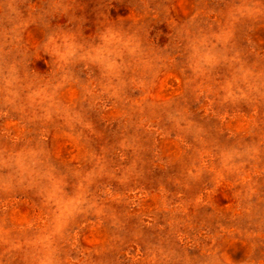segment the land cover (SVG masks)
<instances>
[{
	"label": "rangeland",
	"instance_id": "obj_1",
	"mask_svg": "<svg viewBox=\"0 0 264 264\" xmlns=\"http://www.w3.org/2000/svg\"><path fill=\"white\" fill-rule=\"evenodd\" d=\"M0 264H264V0H0Z\"/></svg>",
	"mask_w": 264,
	"mask_h": 264
}]
</instances>
